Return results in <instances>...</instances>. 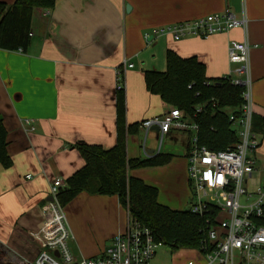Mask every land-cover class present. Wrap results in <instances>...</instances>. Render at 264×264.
I'll list each match as a JSON object with an SVG mask.
<instances>
[{"label": "crops", "instance_id": "0c3cea01", "mask_svg": "<svg viewBox=\"0 0 264 264\" xmlns=\"http://www.w3.org/2000/svg\"><path fill=\"white\" fill-rule=\"evenodd\" d=\"M0 2L11 5L15 0ZM226 12L237 19L245 14L247 30L206 39L175 41L171 35L160 34L146 39L174 24ZM31 30L25 51L0 49V117L12 160L10 168L0 165V264L34 263L40 247L29 234L45 222L43 207L50 199L53 180L66 183L85 165L74 146L82 142L108 150L116 145L119 71L124 74L127 125L169 109L147 91L144 81L145 71L166 70L156 59H166L168 50L182 58L196 57L206 66L207 77L217 79L234 68L228 60L230 43L248 39L253 46V110L261 130L250 188L264 182V127L259 126L264 119V0H58L48 13L34 14ZM27 120L35 127L33 132ZM142 134L139 127L137 134L128 136L129 159H145ZM190 138V132L171 130L160 152L171 155V161L131 171L133 177L157 188L159 203L174 211L183 208L178 193L185 195L184 204L188 197ZM177 145L181 154L175 152ZM146 148L150 153L157 150L155 132L149 134ZM166 188L174 189L177 196L162 199ZM65 214L75 260L102 254L126 231L129 220L117 196L86 192L65 206Z\"/></svg>", "mask_w": 264, "mask_h": 264}, {"label": "built area", "instance_id": "2783aa9c", "mask_svg": "<svg viewBox=\"0 0 264 264\" xmlns=\"http://www.w3.org/2000/svg\"><path fill=\"white\" fill-rule=\"evenodd\" d=\"M48 13V10H45ZM235 29L247 30L244 14L237 19L230 13L212 14L197 20L174 24L146 36L147 41L160 35H171L175 41L189 37L209 38ZM253 46L246 38L232 41L228 60L234 68L224 81L244 89L243 103L227 115L238 141L226 151H212L199 145V126L189 121L176 107L161 116L143 121V153L150 159L161 152L163 141L171 130L190 132L187 155V175L191 190L189 211L203 220L204 238L196 252V261L187 264H264V182L250 188L261 141L253 129V100L251 51ZM133 68V65H128ZM124 74L117 73V91H123ZM201 111V107L197 112ZM25 124L33 132L32 121ZM157 133L158 148L150 153L146 148L149 134ZM28 178H31L29 175ZM66 186L60 178L54 179L49 191L51 200L43 207L45 222L30 238L40 247L33 264H152L158 249L164 246L155 240L152 231L139 224L129 214L126 231L117 235L100 255L75 260L69 249L72 238L65 207L59 200Z\"/></svg>", "mask_w": 264, "mask_h": 264}, {"label": "trees", "instance_id": "16d2710c", "mask_svg": "<svg viewBox=\"0 0 264 264\" xmlns=\"http://www.w3.org/2000/svg\"><path fill=\"white\" fill-rule=\"evenodd\" d=\"M58 0H15L11 5L0 2V49L25 51L31 40V27L37 11L51 10ZM144 81L149 93L157 95L170 107L182 110L199 126V145L212 151H226L238 141L227 111L242 106L244 89L222 78L210 79L206 66L196 57L182 58L172 50L166 52V70L145 71ZM201 107V111L197 109ZM124 90L117 98V143L112 149L78 143L74 146L85 165L66 180L59 195L67 206L79 194L117 196L131 217L149 228L156 241L173 251L193 250L204 238L203 220L189 209L174 211L158 201L157 188L133 177L131 171L167 165L171 155L158 154L150 159H129L127 138L137 134L140 124L127 125ZM259 126L264 127L263 121ZM253 129L258 134L256 117ZM8 132L0 117V165L12 166L8 154ZM264 225V219L262 221Z\"/></svg>", "mask_w": 264, "mask_h": 264}, {"label": "rangeland", "instance_id": "374dc122", "mask_svg": "<svg viewBox=\"0 0 264 264\" xmlns=\"http://www.w3.org/2000/svg\"><path fill=\"white\" fill-rule=\"evenodd\" d=\"M156 63L158 66L160 64V66H162V68H164L163 70L166 69V59L164 56H161V58L158 57L156 59ZM141 136H142V141H143V134ZM165 148H166V146H165ZM175 152H178L181 154L183 152V150L181 149V146L177 145L175 147ZM186 180H188V175L186 177ZM187 185H188V181H187ZM176 196H177L176 191L172 188H169L166 191H164L162 199L169 201V200H172ZM181 196L178 193V198L182 199V203H180L179 207H183L182 209H179V210H181V211L188 210L189 209V203L191 200L190 187H188V197L186 198L187 201H185V204L183 202L185 195H183L182 198H181ZM196 259H197V256H196V252L194 250L173 251L171 248L164 245L163 247L158 249L155 258L152 261V264H187L190 261H196Z\"/></svg>", "mask_w": 264, "mask_h": 264}, {"label": "water", "instance_id": "95a60500", "mask_svg": "<svg viewBox=\"0 0 264 264\" xmlns=\"http://www.w3.org/2000/svg\"><path fill=\"white\" fill-rule=\"evenodd\" d=\"M127 11H129L130 9H131V7L128 5L127 7ZM154 132L157 134V133H159V129H157V128H155L154 129ZM49 200H51V199H49Z\"/></svg>", "mask_w": 264, "mask_h": 264}]
</instances>
